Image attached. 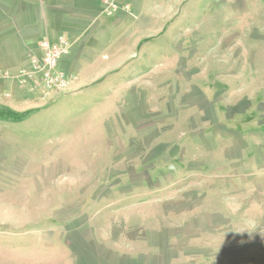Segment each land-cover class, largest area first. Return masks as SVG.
I'll list each match as a JSON object with an SVG mask.
<instances>
[{
  "label": "rangeland",
  "instance_id": "1",
  "mask_svg": "<svg viewBox=\"0 0 264 264\" xmlns=\"http://www.w3.org/2000/svg\"><path fill=\"white\" fill-rule=\"evenodd\" d=\"M113 5L84 80L0 93V264H264V0Z\"/></svg>",
  "mask_w": 264,
  "mask_h": 264
},
{
  "label": "crops",
  "instance_id": "2",
  "mask_svg": "<svg viewBox=\"0 0 264 264\" xmlns=\"http://www.w3.org/2000/svg\"><path fill=\"white\" fill-rule=\"evenodd\" d=\"M100 4L101 0H72L69 3L64 0H6L3 20L15 17L20 30L9 27L0 38V65L14 72L22 67L28 68L29 55L33 53L32 50L38 53L37 45L42 38L56 42L62 36L60 34L64 33L71 42V49L69 54L61 58L59 67L66 73L75 74L80 80H84L88 75L85 73L90 69L89 57H93L96 51L97 54L104 52V22H100L104 19V14L99 11ZM54 6L60 9L54 10ZM79 13L89 16L81 17ZM118 16L124 17L122 14ZM92 18L95 20L91 22ZM41 20H49L50 35H37L42 32L43 24H39ZM30 25L37 28L36 35L30 33ZM29 34H32L29 41L33 42L30 52L28 48L23 47L27 43L23 39L29 37ZM92 47L94 51L90 50ZM2 91H8L9 98L15 101L32 99L33 96L16 76L0 77V93Z\"/></svg>",
  "mask_w": 264,
  "mask_h": 264
},
{
  "label": "built area",
  "instance_id": "3",
  "mask_svg": "<svg viewBox=\"0 0 264 264\" xmlns=\"http://www.w3.org/2000/svg\"><path fill=\"white\" fill-rule=\"evenodd\" d=\"M113 4H114V0ZM111 0H104L102 14H112L117 6ZM38 53L32 58L28 69L21 68L17 74L0 68V77L12 78L16 76L21 85L32 95L47 96L51 92H64L77 78L75 74H68L59 67L63 56L69 54L71 42L60 36L56 42L49 38L42 39L37 45Z\"/></svg>",
  "mask_w": 264,
  "mask_h": 264
},
{
  "label": "trees",
  "instance_id": "4",
  "mask_svg": "<svg viewBox=\"0 0 264 264\" xmlns=\"http://www.w3.org/2000/svg\"><path fill=\"white\" fill-rule=\"evenodd\" d=\"M96 100H94V99H92V100H90V102H95Z\"/></svg>",
  "mask_w": 264,
  "mask_h": 264
}]
</instances>
